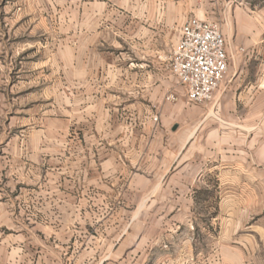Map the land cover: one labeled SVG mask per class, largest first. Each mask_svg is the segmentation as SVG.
Masks as SVG:
<instances>
[{
  "label": "crops",
  "instance_id": "crops-1",
  "mask_svg": "<svg viewBox=\"0 0 264 264\" xmlns=\"http://www.w3.org/2000/svg\"><path fill=\"white\" fill-rule=\"evenodd\" d=\"M233 1L1 0L44 34L31 67L61 97L46 124L76 134L60 136L75 148L58 154L60 182L39 186L24 226L0 234V264H264V11ZM217 6L227 73L209 103L188 106L170 57L182 25ZM205 191L216 213L200 254Z\"/></svg>",
  "mask_w": 264,
  "mask_h": 264
},
{
  "label": "rangeland",
  "instance_id": "rangeland-1",
  "mask_svg": "<svg viewBox=\"0 0 264 264\" xmlns=\"http://www.w3.org/2000/svg\"><path fill=\"white\" fill-rule=\"evenodd\" d=\"M231 6L259 12L264 11V0H235ZM213 10V19L208 21L221 27L225 24L222 17L224 10L220 6ZM64 19L66 17L53 19V24L58 26ZM29 26V21L19 20L10 13L2 14L0 10V234L4 237L13 233L17 226H24L22 219L28 214L30 201L46 193L40 192L39 186L60 182L59 152L75 153V148H69V144L63 143L66 139L60 137L75 135L73 128L66 130L60 128L59 123L45 122L51 115L59 114L58 111L47 112L50 109L48 105H53L52 110L59 109L61 97L45 96L42 92L43 80L32 70V62L42 57L33 45L43 43L44 34ZM60 34L59 28L52 34H46L48 41H45L50 44L48 51L53 53L55 40ZM179 90L180 99H184L186 105H196L187 100L181 86ZM157 120V115L152 117V121ZM69 163L72 166L66 164L67 173L75 169L74 161ZM199 196L201 202L195 208V249L203 254L207 252V224L216 213V199L212 191H205ZM195 261L203 263V255L197 256Z\"/></svg>",
  "mask_w": 264,
  "mask_h": 264
},
{
  "label": "built area",
  "instance_id": "built-area-1",
  "mask_svg": "<svg viewBox=\"0 0 264 264\" xmlns=\"http://www.w3.org/2000/svg\"><path fill=\"white\" fill-rule=\"evenodd\" d=\"M228 68L225 39L218 23L189 18L180 29L169 69L192 104L209 103Z\"/></svg>",
  "mask_w": 264,
  "mask_h": 264
}]
</instances>
